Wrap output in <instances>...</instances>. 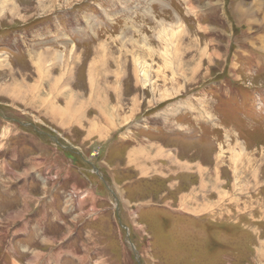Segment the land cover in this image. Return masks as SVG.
Here are the masks:
<instances>
[{"label": "rangeland", "instance_id": "374dc122", "mask_svg": "<svg viewBox=\"0 0 264 264\" xmlns=\"http://www.w3.org/2000/svg\"><path fill=\"white\" fill-rule=\"evenodd\" d=\"M10 64L49 84L52 102L66 95L62 111L76 97L86 119L45 125L81 150L73 163L37 141L47 131L34 139L8 122L0 100V133L12 130L11 142L0 134V264H264V0H0V65ZM92 84L110 106L102 137L84 130L98 115ZM18 146L30 154L14 157ZM204 173L206 210H181ZM32 179L42 181L32 195L46 183L58 193L52 227L39 216L16 226L36 202L14 214L11 183Z\"/></svg>", "mask_w": 264, "mask_h": 264}, {"label": "crops", "instance_id": "0c3cea01", "mask_svg": "<svg viewBox=\"0 0 264 264\" xmlns=\"http://www.w3.org/2000/svg\"><path fill=\"white\" fill-rule=\"evenodd\" d=\"M3 72L6 75H8V77H9L6 80L2 79L0 81V100L3 101V103H4L3 108L5 107L4 110H5L6 115H7V116H5V119L8 122H14V123L17 122L19 125L23 124L26 127H29V125H30V127L32 129L31 134L34 137V139L38 138V137H35V129H40L41 130L40 133H42V134L49 133L45 129L46 126H48V125H53L54 128L59 129V128H57V125H60V122L52 119L53 114H54L53 109H55V110L57 109V110L61 111L60 106L64 105V103L66 102V95L63 96V94H62L58 97V103H59V105H58L57 103H54L51 100H49V98L51 97V90H50L49 84L45 83V84H42L40 86H36V84L33 83V81L25 79L24 77L18 78V75H19V77L21 75L19 68L13 67V66H11V64H10V67L0 65V74ZM43 81H46V80L43 79ZM49 81H51V78ZM46 86H48V87H46ZM61 100L64 102H61ZM52 104H54V105H52ZM25 111L29 115L35 114V116H37V117L39 116L41 119H43V118L47 119L48 121L46 124H43L44 122H42L41 119H39V122H42L41 123L42 125H38L40 123L31 119L30 117H29V119H27L26 117L23 118V117L18 116V114H16L17 112H21V113L25 114ZM14 112H15V114H14ZM18 119H24V120L20 121ZM19 122H21V124ZM137 122L138 121H135L134 123L138 124ZM165 122L170 123V121H168L167 119H165ZM8 124H10V123H8ZM135 124H133V125H135ZM133 125H130V126H133ZM130 126H128V127H130ZM74 127H76V126H74ZM128 127H125V129H127ZM8 128L9 127H7V126L2 127L1 133H2V137L5 138V141L8 140L9 142H11L12 138L10 137V135L12 134L11 133L12 130H10ZM60 130L65 131V128H62ZM46 131H47V133H46ZM51 135L52 134L49 133V134H47V137H48L47 139L43 136V137L37 139V141L43 147H46V148L53 150V151H62L64 153L74 157L75 160L73 161V163H77L76 160L82 159L83 154H82L81 150L77 147V145L75 146L74 144H71L70 142H66V143L62 142L57 137L51 138ZM93 136H95V134ZM98 136L102 137L101 135H98ZM1 141H3V139H1ZM50 141H52V142L50 143ZM32 143H33V145L40 148V150L50 151V150H44L43 148H41V146H39L33 139H32ZM7 144H8V142H7ZM23 144H25V143H23ZM23 146H28V145H23ZM1 147L2 148L4 147V145L2 143H1ZM6 148L4 147V149H2V151H4L5 153L8 154L9 150H7ZM25 148L26 147H21V146L20 147L18 146V148H15V151L14 150L12 151L13 153L16 152L13 154L14 157L15 156L20 157L23 153L25 154V156H28V154H30V153H28L27 151L22 153V151ZM9 158H11V156H9ZM13 159H15V158H13ZM38 160L41 161L40 164L43 165V168L47 169V160L45 158H43V159L39 158ZM96 168L94 167L92 171L99 174V169H98V167H96ZM37 171H39V170H37ZM37 171H35V172H37ZM65 175L62 176L60 181H58L59 184L63 185V183L65 182V179L67 178V177H65ZM43 176L44 175H42L40 177L41 180H42ZM18 177H15V178H17V180H19ZM205 178H207V173L205 174ZM39 180L40 179H32V180H29L28 182L25 181L26 182L25 185L24 184L19 185V183H18L19 181L11 183L12 187H14L15 184L17 183V186H16L17 187V194H20V196L22 198V203L20 204V206H18L17 210L14 211V214L20 215L21 213H24L30 207H32V205L36 202L35 205L29 211L30 213L27 212L26 213L27 215L25 214L26 216L24 215L22 220H20L16 224L17 228H19V226H24L25 224L31 222V220L35 219L37 216H39V217L36 219L41 220V222L45 223L48 227H52V226L56 225V222L59 220L58 215L60 214V201H58V193H56V190L52 188V185H50L49 183H46L43 186L41 185V188H43L42 189L43 192H41L39 194V197L32 195L31 190H30L32 188V186H35L37 183L42 184V181H39ZM53 186H56V185H53ZM16 187H14V188L16 189ZM7 195H8V193H7ZM12 195L13 196H11V198L14 197L15 192ZM26 195H27V197H26ZM115 201L119 202L120 199L118 200V198H115ZM72 231H62V232H59L58 234L63 235L65 237V240H66L69 236H71ZM62 240H63V238H62ZM62 261H63V256L52 255L51 257L45 259L44 263L62 264ZM29 264H40V262H39V260H32V262H29Z\"/></svg>", "mask_w": 264, "mask_h": 264}, {"label": "bare ground", "instance_id": "6f19581e", "mask_svg": "<svg viewBox=\"0 0 264 264\" xmlns=\"http://www.w3.org/2000/svg\"><path fill=\"white\" fill-rule=\"evenodd\" d=\"M2 2V1H1ZM10 3V2H9ZM2 4V3H1ZM6 6V5H5ZM11 9V8H10ZM193 73V72H192ZM134 76L136 77L137 74H136V71H134ZM138 78V76L136 77V79ZM121 79H118V82H120ZM138 81V79H137ZM4 89V88H3ZM54 86V89L53 90V94L59 90ZM102 90L104 91L105 89L101 88V87H98V86H94L93 84L91 85V97L89 98L90 102H91V108H93L96 112H97V116L94 118V120L90 119L89 122H88V125L86 126V128L84 130L87 131L88 133V137H91L93 135V133H99L98 131V126L100 124H102V122L104 121H107L108 117H109V113H110V106L109 104H105L104 101H102ZM95 91L98 92L99 96L96 95V99H95ZM93 96H94V100L93 99ZM79 97V95L77 94V98ZM86 100V99H85ZM76 102H77V99L76 97L75 98H71L68 102V105H66V109L64 111H60V110H55L53 109L54 111V114H53V119H62V120H65L66 123L68 122H72V120H75V121H78L79 124L81 122H83V120L81 119H86L84 117V114H85V106L83 105H76ZM83 102V101H82ZM86 103V102H85ZM88 104V103H87ZM44 105V104H43ZM54 105V104H52ZM35 106V105H34ZM35 109V108H34ZM87 117V115H86ZM126 120V119H125ZM132 121L134 120V118L132 119H129L128 121L126 120L125 123H122L120 124L119 128L121 127H125L127 126L128 122L129 121ZM86 121V120H84ZM86 123V122H85ZM131 123V122H130ZM129 123V124H130ZM128 124V125H129ZM133 124V123H132ZM80 126V125H79ZM117 124H114V126H112V129H109L108 131H112V130H115V128H117ZM97 129V130H96ZM108 131H105V135L108 134ZM103 133H99L98 135H102ZM109 135V134H108ZM90 139V138H89ZM105 139H107V135L105 136ZM133 160V159H131ZM136 160V159H135ZM143 169V168H142ZM148 170V169H147ZM203 171H201V174H202ZM205 174L201 177V182H200V192H195V188H192L188 193H191V195H188V194H181L179 197H180V201L181 202L179 204V207L181 210L183 211H186L188 213L191 212V214H195V212H202V210H206V201H205V196H206V188H207V185H208V182H205L206 179H205ZM207 177H208V174H207ZM155 178V177H154ZM219 182V180H216V184ZM171 189V188H170ZM208 204H211V203H208ZM167 206H170L168 203L166 204ZM165 205V206H166ZM213 205L210 206V208H212ZM200 207H204L203 208H200ZM219 207V206H218ZM215 211V210H214ZM204 213V212H203ZM216 213V212H215ZM214 213V214H215ZM186 214V213H185ZM141 231L143 232V230L141 229Z\"/></svg>", "mask_w": 264, "mask_h": 264}, {"label": "water", "instance_id": "95a60500", "mask_svg": "<svg viewBox=\"0 0 264 264\" xmlns=\"http://www.w3.org/2000/svg\"><path fill=\"white\" fill-rule=\"evenodd\" d=\"M139 264H140V262H139Z\"/></svg>", "mask_w": 264, "mask_h": 264}]
</instances>
